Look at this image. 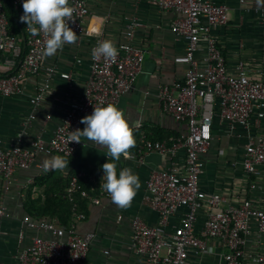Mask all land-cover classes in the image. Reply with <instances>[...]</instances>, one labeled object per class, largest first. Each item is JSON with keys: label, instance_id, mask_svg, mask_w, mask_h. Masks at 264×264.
Listing matches in <instances>:
<instances>
[{"label": "built area", "instance_id": "2783aa9c", "mask_svg": "<svg viewBox=\"0 0 264 264\" xmlns=\"http://www.w3.org/2000/svg\"><path fill=\"white\" fill-rule=\"evenodd\" d=\"M140 1V0H136ZM161 10L176 14L172 22V31L185 39L186 49L175 61L187 66L182 82L160 84L158 96L167 113L176 121L185 123L187 132L171 139L169 143L143 138L139 153L157 152L171 157L184 151L183 169L170 166L165 170H153L146 182L145 202L160 215L159 226H151L141 217L132 221L131 248L145 256L146 264H188L191 254L202 255L209 251V240L218 239L226 249L223 255L225 264H244L246 247L254 223L258 237L264 238V203L254 205L251 200H244L239 205L228 204L219 193H209L200 186L203 173L204 155L213 139V125L217 118L228 125L230 133L236 127L249 129L252 124L260 127L264 118V80L252 78L244 61H239L235 71L228 70L226 59L220 50L212 31L225 26L230 21L229 9L214 0H146ZM18 11L19 21L25 28V35L12 32L5 11L4 1L0 0V59L4 57V74L0 75V95L12 97L24 93V80L39 76L44 67L42 54L47 36L40 32L31 34V28L21 22L24 14L23 0H11ZM73 9L69 27L79 37L88 34L85 21L90 14L86 0H70ZM140 22H133L126 31L125 42L120 44L114 60L103 57L92 59V49L104 41L99 35L91 46V73L82 95L68 103L63 120L47 141L41 135L36 136L29 147L22 145L23 132L17 141L6 145L0 136V175L8 185L13 174L19 168L31 166L39 153L69 158L83 145L71 141L73 131L82 130L81 119L90 115L95 106L117 105L122 95L134 86L144 63V52L134 42L136 28ZM202 40L207 42L204 66H201L197 53L202 47ZM1 68V67H0ZM56 67L45 68V79L36 87L30 97L34 108L39 107L50 88L51 76ZM263 71L260 75H263ZM70 79V73H62ZM35 119L29 115L26 125ZM143 159V158H142ZM141 159V160H142ZM260 165H264V132L248 133L245 145L243 166L251 174H261ZM84 174L73 176L67 188V196L73 203V222L62 226L54 220H37L29 216L26 224L36 229L51 231L56 238L47 239L36 235L31 245L18 257L16 264H87V257L95 233L80 234L77 223L85 219L75 201V194L88 197L94 204L102 198H110L102 188L101 177H92V184L98 185L95 196H90L89 189L82 183ZM256 188V185H252ZM179 224L169 227V220L178 212ZM205 219L201 228H197L200 213ZM6 214V207L0 206V215ZM257 264H264V253L255 259Z\"/></svg>", "mask_w": 264, "mask_h": 264}, {"label": "crops", "instance_id": "0c3cea01", "mask_svg": "<svg viewBox=\"0 0 264 264\" xmlns=\"http://www.w3.org/2000/svg\"><path fill=\"white\" fill-rule=\"evenodd\" d=\"M86 1L90 14L86 18L85 27L89 33L76 36L74 43L65 44L56 54L44 57L41 74L24 80L22 95H0V136L6 145H11L23 132L24 147H29L38 135L48 141L61 124L68 103L78 99L85 90L91 73L90 55L94 39L101 35L118 48L126 40L128 26L133 22L142 23L136 28L134 37L135 44L144 52L142 71L132 89L122 95L116 105L123 110L124 118L133 128L136 140V146L128 150L129 155L121 156L116 162L117 167L118 170L130 168L139 176L141 186L127 208L118 207L111 198L106 197L99 204H94L90 198L86 203L81 201L80 212L86 217L77 223V229L80 234L92 232L96 235L90 246L87 264H146L145 256L131 248L132 221L135 217H141L151 226H159V213L145 202L146 182L153 170H165L172 165L183 169L185 157L181 149L175 157L157 152L142 156L139 149L143 138L169 143L171 139L187 132L185 123L176 121L164 111L158 96L160 84L184 80L187 66L176 62L175 57L185 53L186 41L171 29L176 14L161 10L146 0ZM214 1L229 9V23L212 31L226 59L228 70L234 72L237 63L244 61L252 78L262 76L264 80V74L260 75L261 71L264 73V0ZM17 35L22 38L20 33ZM201 43L197 58L201 66H204L207 42L202 40ZM4 57L1 55L0 75L4 74ZM49 66L56 67V72L51 76L50 88L41 105L34 108L30 97L35 93L36 87L43 84L45 68ZM62 73H70L71 78H63ZM32 113L35 114V119L26 125ZM84 127L85 125L82 130ZM261 132H264V118L260 127H256L254 123L249 129L238 126L232 133L226 123H220L216 118L211 146L202 155L204 168L200 177L201 188L209 193L221 194L228 204L239 205L247 199L254 205H262L264 165H260L259 176L249 174L243 166L248 133ZM82 140L83 145L75 155L64 158L69 161V165L62 170L45 174L42 171V161L49 155L39 153L31 166L15 171L8 185L0 175V206L6 207V214L0 215V264H16L17 257L31 245L36 235L47 239L56 238L51 231L26 224V216L59 222L57 218L49 216H32L28 201L31 206H43L52 191L68 200V187H62V184L80 173L84 174L82 180L89 185H92V177L102 178V165L107 162V149L98 148L83 137ZM99 172L102 174H98ZM252 185H256V188H252ZM76 204L78 206L77 201ZM62 211L64 209L61 208ZM180 213L182 211H178L169 220L168 229L179 224ZM204 219L205 214L202 212L197 223L198 229ZM73 220L72 216L70 222ZM208 246L209 251L202 255L191 254L188 264H225L223 255L226 249L221 242L211 239ZM259 253H264V238L258 237L253 223L244 264H257L255 259Z\"/></svg>", "mask_w": 264, "mask_h": 264}, {"label": "clouds", "instance_id": "9594fccd", "mask_svg": "<svg viewBox=\"0 0 264 264\" xmlns=\"http://www.w3.org/2000/svg\"><path fill=\"white\" fill-rule=\"evenodd\" d=\"M22 7L24 14L20 19L31 28V34L35 36L43 32L47 36L42 52L45 57L56 54L65 44L75 42L76 33L67 23L73 13L69 0H23ZM117 55L118 49L111 40L99 42L92 49L93 60L101 57L114 60ZM81 123L85 127L73 131L71 141L80 143L83 137L96 147L107 149V162L102 165V188L113 203L127 208L141 186L140 180L130 168L118 170L116 162L121 156L127 157L128 150L135 147L133 128L124 118L123 110L113 104L95 106L90 115L81 119ZM68 165L69 161L63 157L49 155L42 161V171L46 174Z\"/></svg>", "mask_w": 264, "mask_h": 264}, {"label": "trees", "instance_id": "16d2710c", "mask_svg": "<svg viewBox=\"0 0 264 264\" xmlns=\"http://www.w3.org/2000/svg\"><path fill=\"white\" fill-rule=\"evenodd\" d=\"M4 1V6H5V11L9 20L10 27L12 29V32L17 34L20 33L22 37L25 35V28L24 26L20 23L19 21V16H18V11L14 8L11 0H3ZM136 146V145H135ZM98 174H102L99 172ZM72 178V177H71ZM71 178L67 179L66 184H62V187L66 186L68 187ZM83 185L89 189V184L82 180ZM94 187V190L89 191V195L93 196L97 193L98 185L92 184ZM51 195L47 197L45 204L43 206H31L30 202L28 201V209L29 212L32 216L34 217H45L49 216L50 218H57L60 222V225L62 226H69L71 224L70 220L72 218L73 214V204L70 201V199H65L60 195L59 193L51 192ZM76 201L79 206V211H81V201L82 203H86L89 198L88 197H82L80 193L75 194ZM62 204V205H61ZM64 209V211L61 212Z\"/></svg>", "mask_w": 264, "mask_h": 264}]
</instances>
